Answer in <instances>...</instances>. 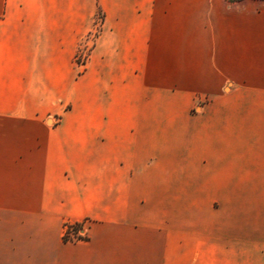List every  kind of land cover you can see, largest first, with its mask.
<instances>
[{
  "label": "crops",
  "instance_id": "0c3cea01",
  "mask_svg": "<svg viewBox=\"0 0 264 264\" xmlns=\"http://www.w3.org/2000/svg\"><path fill=\"white\" fill-rule=\"evenodd\" d=\"M0 264H264V1L0 0Z\"/></svg>",
  "mask_w": 264,
  "mask_h": 264
},
{
  "label": "built area",
  "instance_id": "2783aa9c",
  "mask_svg": "<svg viewBox=\"0 0 264 264\" xmlns=\"http://www.w3.org/2000/svg\"><path fill=\"white\" fill-rule=\"evenodd\" d=\"M85 58H86V51L83 50V53L82 55L80 54L78 60L81 63H84L83 61L85 60ZM87 229H88L87 220H84L82 222L68 221L64 226L63 239L65 242H77L81 240H86Z\"/></svg>",
  "mask_w": 264,
  "mask_h": 264
},
{
  "label": "rangeland",
  "instance_id": "374dc122",
  "mask_svg": "<svg viewBox=\"0 0 264 264\" xmlns=\"http://www.w3.org/2000/svg\"><path fill=\"white\" fill-rule=\"evenodd\" d=\"M183 198H184L183 194L180 193V192H178V206L175 208V211H176V215L178 217V220H179V218L183 217L184 213H186V211L188 210V208L180 205V203H179V202H182V201H179V200L180 199H183ZM192 209H193V213L196 214L197 210L198 209L200 210L202 208H192ZM154 210L156 211V208H154ZM159 210H160L161 215H163L164 213H167L168 208L162 207V208H159ZM85 220H87V219H85ZM68 221H72V220H68ZM68 221H66V222H68ZM82 221H84V220H81V221H72V222H82ZM87 221H88V228H89L90 222H89V220H87ZM66 222H65V224H66ZM65 224H64V226H65ZM81 241H84V240H81ZM77 242H79V241H77Z\"/></svg>",
  "mask_w": 264,
  "mask_h": 264
},
{
  "label": "trees",
  "instance_id": "16d2710c",
  "mask_svg": "<svg viewBox=\"0 0 264 264\" xmlns=\"http://www.w3.org/2000/svg\"><path fill=\"white\" fill-rule=\"evenodd\" d=\"M229 2H232V3H235V2H241L243 0H228ZM261 1H264V0H261Z\"/></svg>",
  "mask_w": 264,
  "mask_h": 264
}]
</instances>
